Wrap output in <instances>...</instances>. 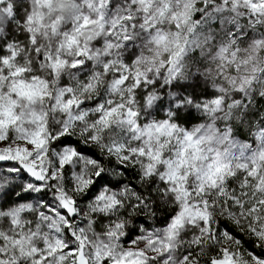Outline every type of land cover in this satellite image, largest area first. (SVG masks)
Wrapping results in <instances>:
<instances>
[{"label": "snow or ice", "instance_id": "obj_1", "mask_svg": "<svg viewBox=\"0 0 264 264\" xmlns=\"http://www.w3.org/2000/svg\"><path fill=\"white\" fill-rule=\"evenodd\" d=\"M0 264H264V0H0Z\"/></svg>", "mask_w": 264, "mask_h": 264}]
</instances>
